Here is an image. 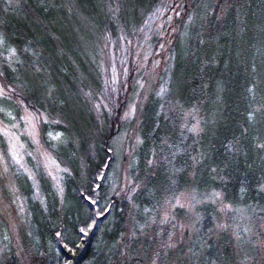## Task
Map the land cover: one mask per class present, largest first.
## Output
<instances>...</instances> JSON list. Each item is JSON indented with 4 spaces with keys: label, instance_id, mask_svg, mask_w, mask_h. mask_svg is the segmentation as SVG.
Returning <instances> with one entry per match:
<instances>
[{
    "label": "snow or ice",
    "instance_id": "snow-or-ice-1",
    "mask_svg": "<svg viewBox=\"0 0 264 264\" xmlns=\"http://www.w3.org/2000/svg\"><path fill=\"white\" fill-rule=\"evenodd\" d=\"M45 7L65 8L70 16L76 12L73 0L60 5L53 0ZM101 7L105 5L101 4ZM106 7L109 18L120 20V13L129 5L117 3L114 7L111 4ZM253 7L251 0L162 3L137 29L148 40L154 18L159 20L164 13L171 11L173 15L167 16L159 25L163 32L167 24L170 33L162 36L164 42L159 43V48L167 50L170 53L168 60L173 61L175 55L166 45L179 39L189 49L195 39V51L191 54L200 60L197 53L220 38L219 35L211 37L210 30L216 28L219 31L218 25L235 13L238 34L253 33L250 46L260 56L259 65L254 56L249 66L253 79L246 88L249 107L247 126L243 128L241 137L255 126L257 117L264 120V89L259 86L261 81L256 79L258 69L264 68V0H261L258 12ZM24 8V0H6L4 21L7 14L23 12ZM125 30L126 25L120 27L119 39L127 40ZM101 35L108 41V35ZM84 43L87 46L88 41ZM216 60V56H206L200 61V71L204 72ZM51 66L38 41L28 40L19 46L0 28V116H3L0 119V136L7 143L6 150H0V167L4 173H9L13 165L17 172L23 170L33 181L38 196L35 177L23 163L21 150L24 145L18 135L23 128L37 145V155L50 162L48 174L56 181L55 196L58 197V207L54 203L52 208L55 219L51 221L45 237L28 231L25 243L20 222L15 218L7 220L0 234V264H8L10 253L15 256L14 264H264V169L254 189L242 180L231 193L228 191L227 166L215 165L208 152L198 147L209 123L201 115L199 102L186 107L173 92L170 76L158 89L152 88L148 82H141L140 89L151 90L161 100L151 136L145 135L139 120L130 130L118 129L105 135L108 118L128 123L130 119H136L138 106L128 105L120 116L117 111L121 107L119 102L105 95L109 79H105L104 90L98 95L91 87L88 91L81 87L77 94L85 102H91L97 123L94 129L89 130L88 151L86 157L81 158L79 169L61 167L62 161L41 149L40 126L60 125L62 118H53L43 103L38 108L30 100V96L39 93L45 103L68 104L58 95L59 88L52 77ZM159 66V61L152 62V74ZM124 74L127 75V69ZM110 80L112 84L116 83L115 67ZM208 87L207 83L203 84L201 91ZM220 87V82H217V89ZM136 95L139 98L141 93ZM161 121L172 122L163 136L156 135L161 129ZM47 136L49 147L54 149L61 145L79 147L82 140L80 135L68 132L67 126L64 131H48ZM223 147L236 159L242 152L247 156L238 138L234 137ZM254 148L257 153L264 154V138L255 137ZM100 151L103 156L93 171L87 161L94 160ZM74 155H78L75 149ZM261 159L264 160V155ZM54 171L68 177L75 173L76 184L71 199L66 196L61 182L63 177L53 175ZM9 188L16 196L18 188L12 183ZM250 191H255L261 200L249 203ZM12 202L16 203L15 200ZM41 205L47 213V201L41 199ZM18 210L25 213L23 202L18 204ZM70 210H75V214L69 216ZM108 236L111 238L106 239ZM89 247L94 252L90 259L85 260Z\"/></svg>",
    "mask_w": 264,
    "mask_h": 264
},
{
    "label": "trees",
    "instance_id": "trees-1",
    "mask_svg": "<svg viewBox=\"0 0 264 264\" xmlns=\"http://www.w3.org/2000/svg\"><path fill=\"white\" fill-rule=\"evenodd\" d=\"M5 2L6 0H0V28L6 31L19 46H23L28 40L35 39L39 42L40 48L45 53V58L51 62L50 71L59 88L58 95L68 101L67 105H54L50 102L45 103L39 93L30 96L31 102L36 104L38 108L43 103L53 118L59 117L63 121L60 125H41L40 139L54 157L63 162L62 166L79 169L81 158L86 157L88 151V133L96 126L97 114L92 110L91 102H85L83 97L77 94V90L83 87L84 91H88L91 87L98 95L105 87V79L110 77L104 73L106 69L103 62L107 58L104 56L106 53L105 44L111 40L121 41L119 39L120 27L123 25H126L124 35L127 40L140 42L144 39V34L137 29L142 25V21L162 3L174 4L175 1L73 0L76 12L70 16L65 8L48 7L46 9L45 5L52 3L53 0H24V11L17 12V14H7L6 22L3 12ZM67 2L68 0H54L56 5ZM181 2L188 3L190 0H181ZM251 2L254 6L253 10L258 12L261 0H251ZM117 3L129 5L120 13V20L109 18L106 15V5L111 4L114 7ZM101 4L105 7L102 8ZM141 10H143V16H141ZM153 28L152 25V30ZM218 29L219 31L216 28L210 30L211 37L219 35L220 38L213 40L210 46H206L197 53L200 60L191 54L195 51V39H193L192 47L189 49H186L179 39L174 40L169 48L171 54L175 55V60H168L165 82L170 76V86L173 92L177 94L186 107L198 102L202 105L201 115L209 123L201 136L198 147H203L208 152L215 165L227 166L226 171L230 181L228 191L231 193L237 183L242 180H246L250 188L257 187L262 169H264V160L261 159L264 154L257 153L254 148L255 137L264 138V120L257 117L255 126L249 128L245 137H241L243 128L247 126L246 113L249 107V94L246 92V88L250 86V81L253 79L249 66L254 56L257 65H259L260 56L250 46L254 34L251 32L244 35L238 34L235 13L229 15L221 25H218ZM101 33L108 35V41L103 39ZM85 40L88 41L87 46H85ZM97 41H103V49L97 48ZM238 52L240 53L239 56L237 55ZM206 56L208 58L216 56L217 60L205 68L204 72H201L200 61ZM103 57L105 58L103 59ZM130 75L128 78H131ZM128 78H126V82H129ZM9 79H12L11 74H9ZM256 79L261 81L259 86L264 89V68L258 69ZM124 82L121 84V91H116L112 87L111 94L121 105L117 109L120 116L125 108V93L128 94L129 92L123 91ZM217 82L221 84L219 89H217ZM205 83L209 87L201 91V86ZM110 85L113 84H110L109 80L108 88ZM257 99L259 100V96ZM160 103L159 97L151 95L141 109L140 121L146 136L152 134L155 122H157L155 114L159 111ZM41 110L43 111V109ZM105 116H107L106 112ZM0 117L3 119V116ZM160 123L161 129L156 135L163 136L171 128L172 122L164 123L161 121ZM65 126H67L68 132L82 137L79 147L76 145H61L55 149L49 147L47 132L64 131ZM122 127L121 121L116 122L114 117L108 118L104 134L115 133L118 129L121 131ZM234 137L240 140L242 149L247 153L246 157L242 152L239 159H236L225 152L223 145ZM26 143L28 144L27 140ZM50 143L55 144V142ZM150 144L151 141L149 140L148 146ZM0 146L2 150L7 148L1 140ZM74 149L78 155H74ZM102 156L103 152L100 151L94 160L87 161L91 170H95V166L100 162ZM10 169L8 175L11 177V183L19 190L16 197L20 202H23L26 210L25 213H20L18 205L15 203L16 211L14 210V213L16 221L20 222L21 235L24 237L25 243L28 240V231L33 232L36 236L45 237L51 221L55 219V214L52 211L53 204L55 203L58 207V197L55 196L56 183L44 172L42 167H35L38 180L37 196V188L33 187V181L27 178L23 170L17 172L15 166ZM61 182L65 187L66 196L71 199L76 184L75 173L72 177L63 174ZM1 189V191H10L9 186L6 185H1ZM6 194L12 195L10 192ZM248 195L249 203H253L254 200L257 202L261 200L255 191H250ZM41 199L47 201L49 207L47 213L43 211ZM74 214L75 210L68 212L69 216ZM5 226L6 222L0 220V234H2ZM110 238L111 236L106 237V239ZM93 252L94 249L89 247L85 260L90 259ZM82 255L84 254L82 253ZM14 261V254H8V264H14Z\"/></svg>",
    "mask_w": 264,
    "mask_h": 264
},
{
    "label": "rangeland",
    "instance_id": "rangeland-1",
    "mask_svg": "<svg viewBox=\"0 0 264 264\" xmlns=\"http://www.w3.org/2000/svg\"><path fill=\"white\" fill-rule=\"evenodd\" d=\"M175 3H180L181 0H174ZM173 15L171 11L167 12L166 15H164L161 19L157 20L155 19L153 21V30L148 33L149 39L141 40L140 42H136L133 40H121V41H113L109 40L110 42L107 43V47H105V54L104 56L107 57L103 64L105 65V72L108 75H110L109 80L112 76V68L115 67L116 69V76L117 80L116 83L112 86L110 85L107 90H105V95H110L111 99L114 101H117L115 97H112V87L116 91H121L120 87L121 84L126 80V78L131 76V78H128L129 82H124L123 91L128 92L125 93L126 97L124 99L125 108L123 110L126 111L128 105L131 104H137L138 106V112L136 119H130L128 123H125L123 120H121V123L123 124V127L121 131H124L125 129H131L132 127H135L137 124V120L140 121L141 119V109L143 108V105L146 103V101L149 99L151 95H154L151 90H142L139 88V83L141 82H148L152 85V88L158 89L159 85L161 83H164L166 80V73L168 68V54L169 52L167 50H161L159 48V43L164 42L162 39V36L164 34H170L168 25H164L163 32L159 30V25L164 22L167 16ZM95 33V32H94ZM93 33V34H94ZM98 37V35H97ZM127 41H131V43H128ZM171 45V44H170ZM170 45H166V48H169ZM100 47V49H103L104 43L103 41H97V48ZM103 57V59L105 58ZM102 59V60H103ZM153 61H159L160 66L155 70V74H152V62ZM111 62V65H110ZM127 69V75L124 74V70ZM164 73V74H163ZM123 80V81H121ZM164 80V81H163ZM110 84L111 80H110ZM104 90V89H103ZM140 92L141 96L138 98L136 93ZM129 95V96H128ZM147 96V99H144L143 97ZM120 104V103H119ZM122 112V115H123ZM121 115V116H122ZM0 119H2L0 117ZM7 123V121H5ZM20 135V143L24 145V148L21 150L23 153V163L25 166L32 171L36 184L38 185L37 180V173L35 172V167H42L44 172L48 174L49 169L51 167L50 162H46L44 160L43 156L37 155V145H35L32 142L31 137L28 136V133L23 130V128L20 129V132L18 133ZM0 140L3 141L7 147L6 140L3 136H0ZM26 140L28 141V144L26 143ZM32 144V145H30ZM41 149H45L49 152V154L54 158V155L50 152L49 149L45 147L43 142L41 141L40 145ZM0 150H2V147L0 146ZM27 153H32V155H28ZM35 157V158H34ZM14 166V165H13ZM16 167V166H15ZM61 167L62 166L61 164ZM11 170V169H10ZM53 175L59 177H63V173L54 171ZM50 176V175H49ZM52 179V176H50ZM53 180V179H52ZM54 181V180H53ZM56 183V181H54ZM11 183V177H9L8 173L3 172V168L0 167V220L7 222L8 219L15 218L14 213V205H18L20 201L16 196H13L11 190L10 191H1V185L9 186ZM10 192L12 195H7L6 193ZM16 201V204L12 201ZM16 211V210H15Z\"/></svg>",
    "mask_w": 264,
    "mask_h": 264
}]
</instances>
